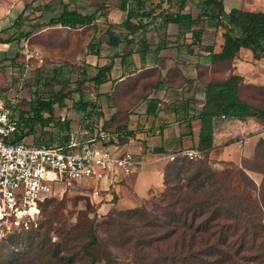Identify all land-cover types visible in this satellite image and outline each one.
I'll return each instance as SVG.
<instances>
[{
	"label": "crops",
	"instance_id": "0c3cea01",
	"mask_svg": "<svg viewBox=\"0 0 264 264\" xmlns=\"http://www.w3.org/2000/svg\"><path fill=\"white\" fill-rule=\"evenodd\" d=\"M220 1L225 12H264V0ZM74 2L80 5L76 7L79 12H95L96 25L102 21V26L91 37L89 26L38 28L41 32L44 28L60 27L69 33L68 39L56 43L50 53L55 68L61 66L63 59L75 63L80 67L79 80L83 72L94 75L96 66L111 63L110 79L97 86L88 80L73 85L75 91L64 99L65 106L54 104V114L69 120L68 133L78 132V140L101 131L109 138L108 144L131 151L139 161L130 174L118 171L113 183L81 181L92 188L89 194L98 211L104 214L138 207L149 192L160 190L171 163L165 156L170 153L195 148L212 161L238 166L261 158L264 144H258L264 142L263 120L216 116L212 119L211 146L202 149L199 113L205 85L210 81H224L231 75L241 77V99L245 87H264V55L255 58L251 49L241 46L229 59H214L212 55L221 50L224 42V29L217 19L207 18L198 25L163 22L161 14L166 12L186 13L196 19L200 11L197 0H187L182 10H178V0H69V9ZM54 3L50 10L35 13L40 21L48 13L59 14L62 7L55 8ZM128 11L137 14L130 19V28L122 25ZM23 23V27L28 26L26 19ZM109 24L113 27L109 28ZM107 29L118 34L120 41L116 46L110 45ZM128 50L131 54L123 58ZM249 174L257 184L262 182L260 169H249Z\"/></svg>",
	"mask_w": 264,
	"mask_h": 264
},
{
	"label": "trees",
	"instance_id": "16d2710c",
	"mask_svg": "<svg viewBox=\"0 0 264 264\" xmlns=\"http://www.w3.org/2000/svg\"><path fill=\"white\" fill-rule=\"evenodd\" d=\"M178 1V10H182L187 0ZM51 5V2H47L43 5H38L36 9L41 11L50 10ZM196 5L200 10L196 19H192L191 15L186 13L174 14L166 12L161 14L163 22L181 24L187 21L190 25H198L202 24L207 18L217 19L218 25L224 29V42L221 50L212 55L214 59H229L237 53L241 46L251 49L255 58L264 55V12H248L242 9H231L225 12L220 0H197ZM28 8L29 6H25L24 10L15 18L12 24L16 28L14 32L10 33V28L8 27L0 30V43L19 41L21 38L24 39L30 36L36 28L51 25H60L70 29L89 26L93 28L95 33L97 31L95 12L82 13L76 9H69L67 4H63L59 14L51 17L47 22L32 24L29 30H20L25 19L23 12ZM31 9L32 11L34 10L33 8ZM135 16H137L136 13L128 11L122 25L130 28V19ZM111 27L113 25L109 24V28ZM195 31H192L193 35H195ZM2 32H7L8 35L4 38ZM106 32L110 45L116 46L120 41L118 34H115L111 29H107ZM200 33L201 29L196 34L197 38L200 37ZM130 54L131 50H128L122 54V57L125 58ZM111 67V63L96 66V73L94 75H87L83 72L82 77L75 81L74 87L79 86L85 80L92 81L95 86L100 85L110 79ZM60 72L61 66L52 70L54 77L58 76ZM241 81V77L231 75L227 80L210 81L205 85L204 104L199 113L202 120L200 132V147L202 149L211 146L212 119L216 116L239 120L255 117L264 121L263 108L257 107L239 97L238 90ZM57 82L60 88L52 93L50 98L45 99L39 97L30 102L28 112L19 110L17 104V109L20 111L19 118L22 122V130L13 141H24L25 143L32 144L45 143L50 145L52 142H56V140L60 144L68 140L69 120L67 118L61 120L60 117L55 116L54 104H57L59 107H64V99L68 98L70 93L75 91V88H66L69 80H65L64 83L62 81ZM253 88L263 89L264 87ZM44 113H46V116H44ZM26 114L27 116H25ZM36 124L40 125L41 131L47 125H51V135H55L56 140L54 139L55 137H49L48 141H46L42 138V135H35L33 132ZM61 131H66L67 133L59 137L58 134ZM32 133L34 134L32 141L27 142L25 138L28 134ZM119 141L121 142V140ZM261 144H264V142L261 141L258 147ZM185 159L186 157H178L171 161L167 167L164 173L163 185L174 196L166 200V195H162L161 200L165 201V203L156 204L155 213H150L144 207L112 211L109 214L111 220L104 221L105 224L111 227L113 224L123 225L127 222H121L122 220H119L118 217H125L126 220L132 218V224L136 220L140 222L141 227L144 229L145 227L149 230L152 229L151 231L153 233H155L153 228L162 231L159 234H145L147 237L146 240L140 238L134 240L132 243V247H139L137 254L146 245L151 246L152 244L158 243V241L163 244V248L161 249L157 246L159 250L158 255L161 256V259L159 260V256L155 259L154 263L149 262V264H219L227 251L218 248L217 245L230 248V244L227 243L229 238H234V234L238 233L235 235L237 239L232 240L231 245H236L235 247L238 250L243 248L244 244L248 243L249 245L251 241L254 242L259 235L258 233L262 232L264 235V223L258 217V213L260 212L258 205L255 204L254 206L257 209V216H253V214L248 216L242 214L243 207L238 201H231V205L226 206L223 205L222 201L219 203L218 199L216 200L215 192L204 189L201 183L202 180L208 178L207 175L209 173L205 170V162L193 163ZM261 171L263 172L262 181L264 182V169ZM183 177L187 179L185 188L188 191H184L182 184L179 183ZM193 182H195V186H193ZM197 191L201 193L202 196L199 194L201 198L198 197L199 192ZM48 199L39 204V211H42V213H45L44 205ZM51 215L52 212L50 210L47 212V221L44 223L46 225L43 226L44 230L42 229L32 235L37 239V247L34 251L41 256V259L45 261L54 259L56 264H117L115 255L107 247V241L99 237L94 219L88 221L84 240H75L74 238L78 234H65L62 242H54L49 234H47L51 229ZM221 221L225 222L221 223ZM233 221L235 225L228 227ZM33 223L35 221H31L30 226ZM228 228L232 230L231 235L226 232ZM22 230L1 239L0 243L13 239ZM120 232L121 230L113 237L110 236L109 242L116 243L118 246H125V244L131 243V238L132 240L135 238L134 235L123 237L124 235ZM258 246V249L264 253V239ZM3 255L6 256V254ZM35 256L36 254H34ZM144 259H146V256L142 258V260ZM160 261H163V263Z\"/></svg>",
	"mask_w": 264,
	"mask_h": 264
},
{
	"label": "rangeland",
	"instance_id": "374dc122",
	"mask_svg": "<svg viewBox=\"0 0 264 264\" xmlns=\"http://www.w3.org/2000/svg\"><path fill=\"white\" fill-rule=\"evenodd\" d=\"M55 2V8L60 9L61 4H69V0L66 3H58L57 0H0V30L5 28H10L9 32L12 33L16 30L12 26L15 16L19 11L24 10L25 6H29L25 9L26 12L25 19L27 20L28 26L21 27L20 30H29L32 24L47 22L50 17L55 14L48 13L43 17V21H40L39 15L35 13H42L41 10L36 9L38 5H43L47 2ZM80 6L78 3L74 2L72 9H76ZM31 8H34L32 11ZM35 14V16H33ZM34 19V20H33ZM33 20V22H28ZM102 21L98 22L97 27L101 28ZM25 24V23H23ZM22 24V25H23ZM44 28L39 32L38 28L36 31H32V34L24 39H20L18 42L13 41L8 44L0 43V88H12V94L15 95L18 103V109L21 111H27L30 107V102L36 100L37 98H50L52 93L60 88L57 81L69 80L66 84V88H72L75 80L78 79V74L80 72L79 65L75 63H70L68 60L63 59L61 61V72L58 76L54 77L52 70L55 68V61L51 52L55 50V44H61L64 40L68 39L69 33L67 29L58 27ZM39 32V33H38ZM70 32V31H68ZM94 32L93 28L89 27V37H91ZM100 32V31H99ZM57 34V37H56ZM8 35L7 32H2V36L5 38ZM68 82V81H67ZM65 82V83H67ZM242 98L257 106L264 109V88L255 89L253 87H245L242 91ZM72 104V102H69ZM58 110V109H57ZM29 114V113H28ZM27 116V114L25 115ZM46 116V113H44ZM56 117H60L59 115ZM40 125L36 124L34 126V134L42 135L46 141L49 137H55L51 135V125H47L40 130ZM28 134L26 139L31 141L34 134ZM66 131L59 132L58 136L66 134ZM54 140V141H55ZM52 144H60L59 142H52ZM186 161H192L193 163L205 162L206 171L209 172L207 177L201 181L204 189L213 190L215 192L216 200L223 205H231V201H238L241 203L243 210L242 214L248 216H257V209L254 208L255 204L260 207V212L258 217L262 219L264 223V182L257 184L250 176L249 169H264V154L259 159H254L249 162H244L242 166L234 165L228 162H215L210 160L208 157L203 156L199 159H185ZM183 186L184 191H188L185 188L187 183L186 178H182L179 181ZM195 182H193V186ZM92 188L89 185L83 183H75L68 187L61 195L57 197H51L48 199L44 205L45 213L39 211L37 217L35 218V223L32 226L30 224L24 227L22 232L18 233L11 240H5L0 243V264H56L54 259L45 261L41 259L34 250H36L37 243L36 238L32 235L43 229V226L47 220V212L51 210L52 221L51 229L47 232L54 242H62L64 240L65 234H78L75 240H84L85 229L87 227L88 221L94 219V224H96L97 232L99 237L107 241V247L110 252L115 255L117 264H149V262L154 263L155 259L159 257V249L163 248V244L158 241V243L152 244L151 246H144L139 254V247H132L134 240L142 238L146 240L145 234H159L162 232L156 228L155 233L145 227H141L140 222L135 220L132 224V218L126 220L125 217H118L121 222H125L123 225L108 226L104 221H109L110 213L112 211L121 210H111L106 213H101L98 211L96 203L91 199L90 191ZM199 192V191H197ZM201 193H198V197L201 198ZM162 195H166L168 198L173 197L169 190L165 189L163 185L160 190H152L148 193V196L141 203L140 206L135 208L144 207L150 213H155L156 204H164L162 201ZM252 205V206H251ZM233 206V205H232ZM235 207V206H234ZM255 209V210H254ZM127 210V209H126ZM154 210V211H153ZM256 211V212H255ZM233 220V219H232ZM225 221H221L223 223ZM230 222V221H229ZM235 225L234 221L228 225ZM132 226V227H131ZM74 228V229H73ZM73 229V230H72ZM44 230V229H43ZM121 230L125 236L134 235V239L131 238V243L125 244V246H118L116 243H110V236H114ZM231 229H227V234L231 235ZM61 234V235H57ZM238 234V233H237ZM234 234V238H229L227 244H230V248L223 245H217L218 248H222L227 251L225 255H222L223 259L219 264H264V253L259 248L258 245L261 244L264 239L262 232L254 242L244 244V247L238 250L235 246L231 245L232 240H236L237 237ZM244 234V233H243ZM252 234V233H247ZM111 237V238H112ZM119 244V243H118ZM254 245V247H252ZM158 246V248H157ZM3 254H6L3 255ZM34 254L36 256L34 257ZM146 256V259L142 260ZM225 257H227L225 259ZM161 256L159 257V260ZM163 263V261H160ZM59 264V263H57Z\"/></svg>",
	"mask_w": 264,
	"mask_h": 264
},
{
	"label": "built area",
	"instance_id": "2783aa9c",
	"mask_svg": "<svg viewBox=\"0 0 264 264\" xmlns=\"http://www.w3.org/2000/svg\"><path fill=\"white\" fill-rule=\"evenodd\" d=\"M17 102L12 88H0V240L34 221L42 201L82 180L113 183L118 171L130 174L139 163L131 151L108 144L102 132L78 140L71 130L57 145L13 141L22 130ZM165 157L199 159L203 154L189 148Z\"/></svg>",
	"mask_w": 264,
	"mask_h": 264
}]
</instances>
